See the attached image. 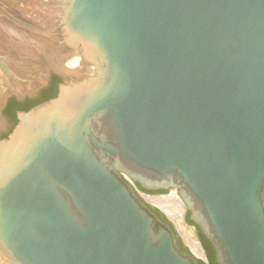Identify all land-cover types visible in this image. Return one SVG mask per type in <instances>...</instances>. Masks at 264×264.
<instances>
[{
  "label": "water",
  "instance_id": "water-1",
  "mask_svg": "<svg viewBox=\"0 0 264 264\" xmlns=\"http://www.w3.org/2000/svg\"><path fill=\"white\" fill-rule=\"evenodd\" d=\"M55 29L85 72L0 140V250L200 264L127 176L176 190L218 264H264V0H65Z\"/></svg>",
  "mask_w": 264,
  "mask_h": 264
},
{
  "label": "bare ground",
  "instance_id": "bare-ground-1",
  "mask_svg": "<svg viewBox=\"0 0 264 264\" xmlns=\"http://www.w3.org/2000/svg\"><path fill=\"white\" fill-rule=\"evenodd\" d=\"M18 1L0 0V30L3 32L2 35L0 34V91H2L4 87V90L0 92V109L4 104L5 95H9V93L13 92H17V94L24 93L25 91L35 89L46 81L45 78L51 68L57 69L65 75H67L69 71H75L74 69L76 68V71L73 73L75 75L81 74L78 68H82L83 72H85L84 65L81 63V59L77 53L73 56H61L59 54L61 53V46H59V44L46 43L44 42V40H46L44 37V40L39 37H33L34 31L38 34L41 33L40 26L30 21L28 19L29 17L27 19L22 17L23 13L25 14L26 11L23 8H25L24 6L27 4L20 7L19 3L22 2L21 4H24L25 1L23 0L24 2L20 1L19 3ZM30 2L28 3L29 5H31ZM64 4L65 0H61V4L57 6L61 19ZM29 7L32 9L33 6ZM37 8L31 13L32 15L30 14L31 18L32 16L43 18L46 11L48 13L46 8L41 9L38 6ZM28 12L30 13L31 11ZM26 16H28V13ZM57 34L59 35V33ZM57 34L55 36H57ZM36 35L35 33V36ZM62 60L65 62L66 67L58 63ZM3 125L4 122L0 116V129ZM171 192L172 193L167 196L148 197V201L162 209L168 218L175 224L187 246L190 247L194 254L202 257L204 253L195 231L184 221L186 213L185 204L179 195L176 194L175 190ZM0 252L6 257L4 258L0 253V264H13L1 250Z\"/></svg>",
  "mask_w": 264,
  "mask_h": 264
},
{
  "label": "rangeland",
  "instance_id": "rangeland-1",
  "mask_svg": "<svg viewBox=\"0 0 264 264\" xmlns=\"http://www.w3.org/2000/svg\"><path fill=\"white\" fill-rule=\"evenodd\" d=\"M18 1V0H16ZM20 1H23V0H20ZM18 1V3L20 2ZM25 3L24 4H21L19 3V6L21 7L22 5L24 6L25 4L29 5L28 3L30 2L31 5L29 6H33L32 9L31 7L29 6H24L26 11H25V14L23 13L22 17H24L25 19H28L30 21H32L33 23L35 22L36 24H38V26H40V29H41V33H37L36 31H34L37 35L35 36V33H33V37H39L40 39L43 37L46 39L44 40V42L48 43H57L54 39V38H58L59 35L57 33H59L58 29H55V31H52L51 33L49 32L52 28H56L59 24V20H61V16H60V12L58 11L57 9V6H59L61 4V0H24ZM23 1V2H24ZM17 3V4H18ZM32 3H35V4H32ZM37 4V5H36ZM36 6V7H35ZM40 7L41 9H44L46 8V10H48V13L46 11L45 13V16H40V17H43V18H39V17H35V16H30V14L35 11L37 8ZM29 7V9H28ZM34 8V9H33ZM38 9V8H37ZM54 10V11H53ZM16 11V10H15ZM28 11H31L30 13ZM59 12V13H58ZM19 13V12H18ZM28 13V16H26ZM35 13V12H34ZM32 15V14H31ZM20 16V15H19ZM47 18V19H46ZM37 19V20H36ZM57 19V20H56ZM42 20V21H41ZM58 22V23H57ZM40 23V24H39ZM56 24V25H55ZM52 26V27H51ZM55 26V27H54ZM47 27V28H46ZM1 31V30H0ZM39 31V30H38ZM2 31L0 32V34L2 35ZM57 34V36H55ZM48 37V38H47ZM52 39V40H51ZM58 44V43H57ZM59 46H61L60 48V52L59 53L61 56H66V55H70L69 54V48H67L66 46H62L59 44ZM58 63H61V66L63 67H66L65 65V62L62 61H59ZM63 64V65H62ZM59 65V64H58ZM77 69V68H76ZM76 69H74L76 71ZM80 70V73L83 72V69L82 68H78ZM82 69V70H81ZM59 70L57 69H54V68H51L50 71L48 72V75L47 77L45 78L46 81L41 83L38 87H36L35 89L31 90V91H25L24 93H18L17 92H13V93H9V95H5V99H4V104L2 105L1 109H0V116L2 118V121L4 122V125L3 127L0 129V139L3 138L4 136H6L7 133H9L11 131V129L13 128L14 126V119L12 118V116L7 112L6 110V105H7V102L11 99H19V100H23V99H29L30 98V101H42L44 99V97L46 96V94L50 91V81H53L54 78H59L61 81H65L67 80V77H65L63 74L61 73H58ZM1 90V89H0ZM3 90H4V87H3ZM2 90V91H3ZM0 91V92H2ZM171 191H174V190H170L168 193H162V194H159V195H147L145 194L144 195V199L149 203L150 201L149 198L152 196V197H158V196H167L169 194H171L172 192ZM176 191V190H175ZM176 194H178V192L176 191ZM149 197V198H148ZM152 206L154 207H157L155 205H153L152 203H150ZM158 209H160L159 207H157ZM162 211V209H160ZM163 212V211H162ZM164 213V212H163ZM165 214V213H164ZM166 215V214H165ZM167 216V215H166ZM168 217V216H167ZM188 217H189V213L186 211L185 213V217H184V221L185 223H187L188 221ZM188 224V223H187ZM189 226V225H188ZM199 232V229H197V231H195V234H196V237H197V234ZM183 239V238H182ZM198 239V237H197ZM199 241V240H198ZM184 242V240H183ZM184 244L187 246V244L184 242ZM200 244V243H199ZM189 249L190 247L187 246ZM202 248V247H201ZM191 250V249H190ZM203 250V249H202ZM192 251V250H191ZM1 253V252H0ZM193 253V251H192ZM204 253V251H203ZM2 254V253H1ZM194 254V253H193ZM196 256L197 259H199L200 262H204V263H208V259H207V256L205 255V253L203 254L204 256L200 257V256H197L196 254H194ZM2 256L4 258H6L3 254ZM9 261V260H8ZM10 263V262H9ZM11 264V263H10Z\"/></svg>",
  "mask_w": 264,
  "mask_h": 264
},
{
  "label": "trees",
  "instance_id": "trees-1",
  "mask_svg": "<svg viewBox=\"0 0 264 264\" xmlns=\"http://www.w3.org/2000/svg\"><path fill=\"white\" fill-rule=\"evenodd\" d=\"M61 83V80L59 78H54L52 81V85L50 87V91L46 94V96L44 97V99L38 103H42L45 101H48L54 97L57 96L58 93V85ZM38 103H34V104H29V105H24L21 106L19 105L14 99L12 100V109L10 110L9 114L12 116V118L14 119L15 124L17 123V119H16V111H20V110H29L32 107L38 105ZM137 187L139 188L140 191L150 194L151 192L144 190L140 185H137ZM160 217L162 220H164L165 222H167V220L165 219L164 216L161 215V213L158 210L153 209ZM187 223L190 226H195L194 223H192L190 221V218L188 217V221ZM200 264H218L215 260V257H208V263H204V262H200Z\"/></svg>",
  "mask_w": 264,
  "mask_h": 264
},
{
  "label": "flooded vegetation",
  "instance_id": "flooded-vegetation-1",
  "mask_svg": "<svg viewBox=\"0 0 264 264\" xmlns=\"http://www.w3.org/2000/svg\"><path fill=\"white\" fill-rule=\"evenodd\" d=\"M61 82H63V81H61ZM52 85V81H50V85L49 86H51ZM59 86V85H58ZM12 100L13 99H11V100H9L8 102H7V105H6V110H7V112L9 113L10 112V110L12 109ZM19 105H21V106H24V105H29V104H34V103H38L39 101H30V98L29 99H23V100H19V99H14ZM39 104V103H38ZM30 110V109H29ZM20 111H25V110H20ZM28 111V110H27ZM17 112H19V111H16V119H17ZM17 122H18V120H17ZM15 123V122H14ZM17 124V123H16ZM16 124H14V126H13V128L11 129V131L9 132V133H7L6 134V136H4L3 138H6L11 132H12V130L14 129V127H15V125ZM3 138H1V139H3ZM0 139V140H1ZM136 185H138V184H136ZM142 192V191H141ZM169 191H156V192H151L150 194L151 195H159V194H162V193H168ZM144 193V192H143ZM145 194H147V193H145ZM150 194H147V195H150ZM198 229V228H197ZM198 234H200V231L198 232ZM212 256H214L215 257V254H212V255H209V254H207V259H208V257H212Z\"/></svg>",
  "mask_w": 264,
  "mask_h": 264
},
{
  "label": "built area",
  "instance_id": "built-area-1",
  "mask_svg": "<svg viewBox=\"0 0 264 264\" xmlns=\"http://www.w3.org/2000/svg\"><path fill=\"white\" fill-rule=\"evenodd\" d=\"M124 178L132 185V186H134L136 189H137V191L141 194V195H145L143 192H141L140 190H139V188L137 187V185L129 178V177H127V176H124Z\"/></svg>",
  "mask_w": 264,
  "mask_h": 264
}]
</instances>
